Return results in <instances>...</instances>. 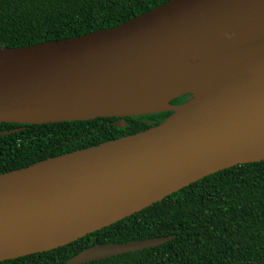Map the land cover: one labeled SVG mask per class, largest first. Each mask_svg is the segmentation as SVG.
I'll return each instance as SVG.
<instances>
[{
  "label": "water",
  "instance_id": "water-1",
  "mask_svg": "<svg viewBox=\"0 0 264 264\" xmlns=\"http://www.w3.org/2000/svg\"><path fill=\"white\" fill-rule=\"evenodd\" d=\"M206 50L202 75L161 88ZM163 113L138 133L0 174V262L63 247L209 175L264 161V0H168L111 28L0 47V123L115 118L123 128L125 118ZM171 239L94 245L67 264Z\"/></svg>",
  "mask_w": 264,
  "mask_h": 264
},
{
  "label": "trees",
  "instance_id": "trees-1",
  "mask_svg": "<svg viewBox=\"0 0 264 264\" xmlns=\"http://www.w3.org/2000/svg\"><path fill=\"white\" fill-rule=\"evenodd\" d=\"M168 0H0V47L20 48L122 24ZM180 101H176L175 103ZM169 113L26 125L0 137V174L132 135ZM154 122H149V121ZM172 237L159 246L84 264H264V161L236 165L63 247L0 264H67L82 250Z\"/></svg>",
  "mask_w": 264,
  "mask_h": 264
},
{
  "label": "bare ground",
  "instance_id": "bare-ground-1",
  "mask_svg": "<svg viewBox=\"0 0 264 264\" xmlns=\"http://www.w3.org/2000/svg\"><path fill=\"white\" fill-rule=\"evenodd\" d=\"M204 58H212L211 52L206 50L202 53L190 54L189 57H187L184 62L180 64L177 71L169 73L168 77H161L159 79V83H161V88L173 86L175 81L180 78L190 76L191 74L202 75L204 71L198 70V64L203 61ZM214 71H217L218 73H223L222 71L218 70Z\"/></svg>",
  "mask_w": 264,
  "mask_h": 264
},
{
  "label": "flooded vegetation",
  "instance_id": "flooded-vegetation-1",
  "mask_svg": "<svg viewBox=\"0 0 264 264\" xmlns=\"http://www.w3.org/2000/svg\"><path fill=\"white\" fill-rule=\"evenodd\" d=\"M186 98H187L186 96H183V97H181V98H179V99H176L175 102H176V101H180L179 103H182L183 100H186ZM149 122H154V121L151 120V121H149ZM113 123H114V122H113ZM12 130H18V131H19L20 128L18 127V128H16V129H9V130H7V131L0 130V133L8 132V131H12ZM5 136H6V135H5ZM0 137H1V136H0Z\"/></svg>",
  "mask_w": 264,
  "mask_h": 264
}]
</instances>
